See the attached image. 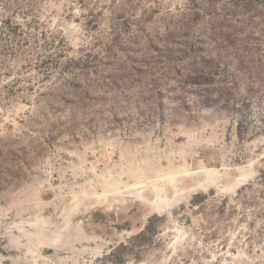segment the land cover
<instances>
[{"label": "rangeland", "instance_id": "1", "mask_svg": "<svg viewBox=\"0 0 264 264\" xmlns=\"http://www.w3.org/2000/svg\"><path fill=\"white\" fill-rule=\"evenodd\" d=\"M263 94L264 0H0V264H264Z\"/></svg>", "mask_w": 264, "mask_h": 264}, {"label": "trees", "instance_id": "2", "mask_svg": "<svg viewBox=\"0 0 264 264\" xmlns=\"http://www.w3.org/2000/svg\"><path fill=\"white\" fill-rule=\"evenodd\" d=\"M184 43H186V46H185V48L187 47V45H189L188 47H190V46H192L193 44H189V41L188 40H186V42H184ZM196 63V65H199V63L200 62H197V60H194ZM205 67V66H204ZM203 67V68H204ZM206 68V67H205ZM203 86V84H201V82H200V84L198 85V87L201 89V91H203L202 89H207V88H201ZM210 89V88H209ZM208 89V90H209ZM198 91L199 90H197V93H198ZM202 94V96L204 95L203 93H201ZM206 95V94H205ZM207 97V96H206ZM263 97H264V94H263ZM205 98V97H204ZM208 99V97L206 98V99H203L202 100V102H204V103H206L205 101ZM246 104H245V102H243V105L241 106V107H243V106H245ZM239 131H240V133L242 132V129H243V120L241 119L240 121H239ZM115 254V253H114ZM112 256H113V254H112Z\"/></svg>", "mask_w": 264, "mask_h": 264}]
</instances>
